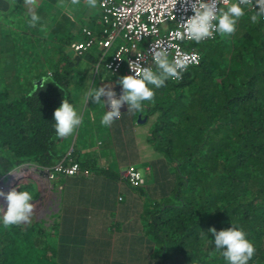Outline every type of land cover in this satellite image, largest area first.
<instances>
[{
	"label": "trees",
	"instance_id": "16d2710c",
	"mask_svg": "<svg viewBox=\"0 0 264 264\" xmlns=\"http://www.w3.org/2000/svg\"><path fill=\"white\" fill-rule=\"evenodd\" d=\"M242 7L233 34L185 46L199 52V65L166 80L162 93L149 85L157 93L149 113L159 115L152 141L173 167L164 174L172 199L149 213L157 244L150 264H229L209 229L232 225L255 246L248 264H264V17L253 23L255 10ZM76 62L60 58L49 75L42 64L35 76L27 65L18 76L3 69L0 84L12 83L0 86L1 177L24 164L51 168L61 158L53 114L64 98L72 104ZM18 191L31 193V185ZM39 226L5 227L0 218V264H61L59 226Z\"/></svg>",
	"mask_w": 264,
	"mask_h": 264
},
{
	"label": "crops",
	"instance_id": "0c3cea01",
	"mask_svg": "<svg viewBox=\"0 0 264 264\" xmlns=\"http://www.w3.org/2000/svg\"><path fill=\"white\" fill-rule=\"evenodd\" d=\"M100 1L93 9L86 0L76 5L71 0H37L34 11L43 30L33 34L37 25L30 26L31 15L24 1L0 0L2 19H8L7 24L0 26V46L3 53L13 52V66H32L33 76L36 65L42 64L41 70L49 75L50 66L60 58L77 60L76 73L70 76L69 95L82 116V124L72 135L61 138L62 155L56 164L70 155L82 173L49 181L44 203L47 214L53 212L51 209L55 211L50 216L53 222L48 225L59 226L54 234L57 247L61 246V264H150L157 244L148 229L149 213L163 207L165 199H172V186L169 181L165 184L169 178L164 174L171 173L173 167L152 141L159 116L157 112L149 113L154 100L142 102L143 111L127 112V105L122 106L121 117L110 127L101 124L107 105L91 100L84 103L90 88L115 85L126 76L106 70L105 62L112 50L102 54L93 47L76 57L70 49L71 43L86 39L85 28L95 38L101 36ZM26 53L28 58H24ZM114 91L119 96L121 86L117 85ZM128 166L140 171L144 185H129L123 177Z\"/></svg>",
	"mask_w": 264,
	"mask_h": 264
},
{
	"label": "clouds",
	"instance_id": "9594fccd",
	"mask_svg": "<svg viewBox=\"0 0 264 264\" xmlns=\"http://www.w3.org/2000/svg\"><path fill=\"white\" fill-rule=\"evenodd\" d=\"M79 2L80 0H71L73 5L79 4ZM178 2L181 7V15L175 37L180 40L187 38L197 44L213 38L216 33L233 34L236 31L238 20L244 15L242 6H252L255 10V14L251 16L253 23L257 22L259 17H264V0H235V2H231V0H178ZM86 3L93 9L97 7V0H86ZM222 3L226 7H221ZM24 4L29 7L31 15L29 23L34 27L40 20L34 11L37 0H24ZM189 11L193 13L190 17L186 15ZM150 54L155 71L153 67L142 66L139 61H131L129 68L134 74L120 77L115 85L104 84L100 87H92L86 93L84 97L86 105L91 100L94 104L103 103L108 106V110L101 120L103 126L110 127L114 120L119 119L121 108L124 105H127V112L143 111L142 102L153 101L155 96V92L149 85L159 89L169 78L182 79L189 64L197 60L196 53H181L170 60L169 48L163 44L151 46ZM117 85L121 86L119 96L114 91ZM102 97L105 98L103 101ZM53 116L55 131L61 138L72 135L82 124V116L65 98L62 100L61 106L54 111ZM0 198H3L6 204V208L0 206V211L4 213L3 224L5 227L30 222L35 207L31 203L33 196L30 192L17 191L16 188H13L8 193L0 191ZM209 232L214 237L216 250H223L221 255L229 264H248L253 258L256 251L255 246L246 238L247 234L243 229L232 225L231 228L220 231L211 228Z\"/></svg>",
	"mask_w": 264,
	"mask_h": 264
},
{
	"label": "built area",
	"instance_id": "2783aa9c",
	"mask_svg": "<svg viewBox=\"0 0 264 264\" xmlns=\"http://www.w3.org/2000/svg\"><path fill=\"white\" fill-rule=\"evenodd\" d=\"M98 5L101 36L95 38L93 32L85 28L83 32L86 39L70 44V49L75 55L82 56L93 47H98L102 54L112 50L105 62L106 70L113 75L125 73L127 76L134 74L129 68L131 61H139L142 66H150L154 70L150 47L163 44L169 48L170 60L181 53L197 54V60L190 63L184 73L199 65V52L185 48L189 42L194 41L175 37L181 15L178 0H102ZM220 6L226 7L223 3ZM248 7L253 9L252 6ZM186 15L190 17L193 13L189 11ZM170 80L179 81L172 78ZM81 173L79 163L67 155L65 161L57 163L43 174L51 181L57 176H75ZM123 177L133 188L144 185L142 174L133 166L126 168Z\"/></svg>",
	"mask_w": 264,
	"mask_h": 264
},
{
	"label": "rangeland",
	"instance_id": "374dc122",
	"mask_svg": "<svg viewBox=\"0 0 264 264\" xmlns=\"http://www.w3.org/2000/svg\"><path fill=\"white\" fill-rule=\"evenodd\" d=\"M20 1H24V0H20ZM9 3H11V2L9 1ZM10 14L13 15L11 12H10ZM7 21H8V19H2V15L0 12V26L2 24H7ZM36 25H37V29H35V32H33V34L39 33L43 30L42 29L43 26L41 25L40 20L36 23ZM12 29H14V27H12ZM7 43H9V40ZM2 44H4V43L2 42ZM189 44H192V42H189ZM3 50L4 49L2 48V46H0V75L1 76L7 75V71L3 70L4 68H5V70L6 69L9 70L11 72V75H14L15 71L17 69H19V66L18 65H14V66L12 65L13 64V52L6 51L7 53L6 52L3 53ZM8 50H11V49H8ZM28 57H29V55L27 54L26 57H24V58H28ZM30 67L32 68V66H30ZM155 70L156 69L154 68V71ZM16 76H18V74ZM7 83L9 84L12 82H10V80L7 82H6V80H4V83L2 82L0 84V86L1 85L4 86ZM149 87L151 88V86H149ZM162 88L163 87H161L159 90L161 93L163 92ZM172 120H173V118L171 119V121ZM169 125H167V126H169ZM177 141L178 140L176 138L174 140V142H177ZM161 144H165V142L163 141ZM164 146H166V145H164ZM173 147L174 146H172V151H173V149L175 150L177 148V144L175 145L174 148ZM40 171H41L40 168H38L37 166H32V165L24 164L22 166L16 167L15 169L10 171L5 176H2V177L0 176V191H2L4 193H8L13 188H16L18 191L21 186L31 185V190H32L31 194L33 196V200L31 201V203H33L35 206L34 207V213H33L32 217L30 218V222L21 223L20 225L23 227H26L29 225H33L35 223H37V224L40 223L39 227H41V228L44 227V228L49 229L48 224H51V222H53V219H51V217L55 215V211H54V209H51V211H53V212H51L52 214L51 213L47 214V212L45 210V204L44 203L46 201L45 197H47V194H45V191H47V189H48V182L49 181L47 178H45V175L43 174V173H45L46 170H43L42 172H40ZM37 192L39 195H37V197H36L35 193H37ZM36 200H38V201H36ZM40 202H41V204H40ZM0 206H3L6 208V204H5V201L3 200V198H0ZM48 210L50 211V209H48ZM3 215H4V213L2 211H0V218L2 220H3Z\"/></svg>",
	"mask_w": 264,
	"mask_h": 264
}]
</instances>
